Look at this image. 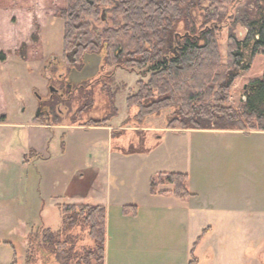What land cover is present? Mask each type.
<instances>
[{"label":"rangeland","instance_id":"obj_1","mask_svg":"<svg viewBox=\"0 0 264 264\" xmlns=\"http://www.w3.org/2000/svg\"><path fill=\"white\" fill-rule=\"evenodd\" d=\"M4 2L0 5V51L7 60L0 62V121L2 114L6 120L0 123V197L10 199L12 194L13 199L0 205L9 211L0 219V264H25L29 235L58 230V206L62 204L105 208L104 264H188L193 258L199 264L208 263L209 257L203 258L200 252L190 254L194 242L190 220L188 228H169L175 213L172 204L187 202L170 194L152 195L150 181L159 174L194 170L195 152L205 158L209 175L241 167L255 170L260 166L264 171V136L166 129L170 112L137 123L131 118L136 109L127 108L126 98L136 92L138 80L146 79L129 70L104 67L103 62L94 78L66 92L63 79L71 69L62 58L63 24L54 16L65 0H18L19 6ZM108 12L104 9L100 18L87 19L93 32L107 24ZM255 12V0H236L228 9L216 35L222 56L230 35L239 41L244 38L241 21ZM193 17L198 25L203 13L195 11ZM31 35L36 36V44ZM21 44L26 45L25 60L15 55ZM263 73L264 57L256 56L249 72L233 83L227 106L237 107L246 84ZM83 104L87 109L80 113ZM105 118L104 127L84 126L88 120ZM29 122L51 126L46 130L42 157H32L28 151L29 134L22 126ZM116 132L119 138L111 139ZM130 146L140 152L125 154ZM219 150L222 157L216 154ZM130 206L136 214L127 210ZM90 244L82 233L79 245ZM258 244L248 260L237 262L230 255L217 260L221 264H264V243ZM40 255L45 257L39 251L38 259ZM45 264L57 262L48 256Z\"/></svg>","mask_w":264,"mask_h":264},{"label":"trees","instance_id":"obj_2","mask_svg":"<svg viewBox=\"0 0 264 264\" xmlns=\"http://www.w3.org/2000/svg\"><path fill=\"white\" fill-rule=\"evenodd\" d=\"M2 1L0 5H6ZM17 1L6 0L9 6H19ZM235 2L65 0L64 7L54 14L63 24L62 58L71 70H80L84 56L96 54L104 67L129 70L146 79L138 80L136 92L126 98L127 108L136 109L131 118L137 123L170 112L166 129L264 132V73L246 84L237 107L227 106L235 80L249 72L252 59L264 57V0H255L254 16L241 21L246 29L244 38L239 41L230 35L226 55L222 56L216 35ZM104 9L109 10L107 24L93 32L87 19L100 18ZM195 11L203 13L198 25ZM31 40L37 43L35 35ZM25 51L26 45L21 44L16 57L25 60ZM5 60L0 51V62ZM112 74L109 72V77ZM85 109L83 104L79 112ZM107 119L88 120L84 126L104 127ZM119 136L112 133L111 139ZM136 152L139 149L130 146L125 154ZM30 153L33 155V151ZM187 181V174H159L150 181V193L186 200L193 197ZM159 186L170 190L158 191ZM127 210L136 214L133 206ZM58 211V230L43 229L40 234L29 235L25 264H37L41 259L45 264L48 256H53L57 264H104L105 208L62 204ZM82 233H86L89 246L79 245ZM201 238H197L191 255ZM39 251L45 257L40 255L38 259ZM195 263L192 259L188 264Z\"/></svg>","mask_w":264,"mask_h":264},{"label":"crops","instance_id":"obj_3","mask_svg":"<svg viewBox=\"0 0 264 264\" xmlns=\"http://www.w3.org/2000/svg\"><path fill=\"white\" fill-rule=\"evenodd\" d=\"M2 115L4 119L0 123L5 124L6 116ZM50 127L40 126L33 122L22 126L29 134L28 151H33L32 157L43 156L48 136L46 130ZM193 131L206 134L241 133L238 131ZM251 134L264 136V132ZM216 154L222 157L220 150ZM26 155H23V161H26ZM195 155L196 158L193 159L196 162L195 169L190 167L185 172L188 176L187 188L193 197L181 200L187 202L182 205L172 204V210L175 213L171 215L172 222L169 228L174 230L178 226L185 225L188 228L190 220L189 225L193 224L194 234L191 250L197 238L202 235L192 255L200 252L199 255L203 258L209 257V262L206 264H221L217 259L223 255L233 256L237 262L238 259L243 260V258L248 260L252 255V249L256 250L258 247V242L264 243V171L260 170V166H257L255 170L252 167H241L240 170H234L231 173L227 169L223 174L209 175L206 174L204 168L205 158L197 152ZM12 199V194L10 199L0 197V205ZM176 200L179 201V199ZM2 208L0 207V219L6 218L9 214L5 206ZM23 239L26 240L25 234H23ZM195 260V264H199V260ZM245 264L248 263L245 262Z\"/></svg>","mask_w":264,"mask_h":264},{"label":"water","instance_id":"obj_4","mask_svg":"<svg viewBox=\"0 0 264 264\" xmlns=\"http://www.w3.org/2000/svg\"><path fill=\"white\" fill-rule=\"evenodd\" d=\"M101 57L96 54H86L83 58V67L80 71L71 70L68 76L70 84H79L81 82L94 78L100 69ZM54 89L50 88V92Z\"/></svg>","mask_w":264,"mask_h":264},{"label":"flooded vegetation","instance_id":"obj_5","mask_svg":"<svg viewBox=\"0 0 264 264\" xmlns=\"http://www.w3.org/2000/svg\"><path fill=\"white\" fill-rule=\"evenodd\" d=\"M81 70V69H80ZM80 70H77V71H80ZM70 74V73H69ZM69 76V75H68ZM68 76L65 78V79H63V83L65 82V84H64V89H67L68 88V90L69 89H72V88H77L78 86H80L82 83H79V84H76V85H74V84H70L69 82H68ZM59 80H61L62 81V78H59ZM60 81V82H61ZM61 94L62 93H60V97H62L61 96ZM41 113H42V111H41ZM46 117H48V116H46Z\"/></svg>","mask_w":264,"mask_h":264}]
</instances>
